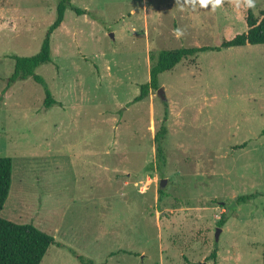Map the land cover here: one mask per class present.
<instances>
[{
	"label": "rangeland",
	"instance_id": "1",
	"mask_svg": "<svg viewBox=\"0 0 264 264\" xmlns=\"http://www.w3.org/2000/svg\"><path fill=\"white\" fill-rule=\"evenodd\" d=\"M72 1L87 13L67 10L53 63L36 70L47 107L33 77L10 82L12 56L41 51L60 0H0V157L14 160L3 218L65 245L41 264H264V44L184 60L160 77L167 101L134 102L151 53L246 33V0ZM165 103L168 163L150 171Z\"/></svg>",
	"mask_w": 264,
	"mask_h": 264
},
{
	"label": "trees",
	"instance_id": "2",
	"mask_svg": "<svg viewBox=\"0 0 264 264\" xmlns=\"http://www.w3.org/2000/svg\"><path fill=\"white\" fill-rule=\"evenodd\" d=\"M68 9L74 10L79 15L87 13L86 10L76 7L72 0H60L57 18L49 28L41 51L37 55L30 57L12 56L15 60V72L11 76L10 82L14 83L18 80H26L33 77L38 83L46 87L47 99L45 105L47 107H51L55 103V100L47 87L45 79L38 75L36 70L41 65L53 63L52 35L63 25ZM247 23L249 29L246 33L239 34L231 40H224L220 47H190L151 53L152 67L150 81L141 85V93L135 98L134 102L146 100L153 90H159L162 87L161 75L175 69L184 60L194 58L202 52L222 51L223 49L241 47L248 44H264V13L262 19H260L254 14L253 8H249ZM165 106V118L155 136L157 158L155 162L148 166V170L150 171H163L168 163L165 147L169 133L166 123L169 117L168 103H165ZM246 146L247 144H243L238 148H245ZM13 171V158L0 157V264H41L53 245H57L59 248H64L65 245L58 242L55 236L44 232L34 224H19L3 218L2 213L13 183ZM160 193V202H162L166 193L163 190H160ZM258 195L240 196L238 203L249 202ZM225 223L226 220L223 217L219 225L224 226ZM214 257L216 258V253L212 254V258ZM79 259L84 264H94L93 261H86L83 256H80Z\"/></svg>",
	"mask_w": 264,
	"mask_h": 264
},
{
	"label": "clouds",
	"instance_id": "3",
	"mask_svg": "<svg viewBox=\"0 0 264 264\" xmlns=\"http://www.w3.org/2000/svg\"><path fill=\"white\" fill-rule=\"evenodd\" d=\"M199 3L201 7H207L209 4L212 5L213 10H215V8L219 7L223 0H185V3H191L193 5V7H195L196 3ZM247 2V7L249 8H254L255 7V3L254 0H246ZM180 33L178 32V35ZM144 189H141V191H143Z\"/></svg>",
	"mask_w": 264,
	"mask_h": 264
},
{
	"label": "water",
	"instance_id": "4",
	"mask_svg": "<svg viewBox=\"0 0 264 264\" xmlns=\"http://www.w3.org/2000/svg\"><path fill=\"white\" fill-rule=\"evenodd\" d=\"M158 94L161 96V98L164 100V101H167V97H166V93H165V89L163 87H161L159 90H158ZM167 183V180H163L162 183H161V187H165V184ZM220 239V234L218 233L217 234V240Z\"/></svg>",
	"mask_w": 264,
	"mask_h": 264
}]
</instances>
